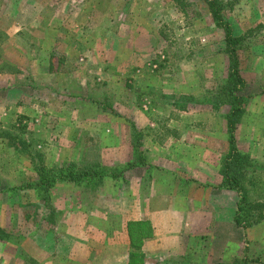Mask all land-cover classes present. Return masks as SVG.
Returning <instances> with one entry per match:
<instances>
[{"label": "rangeland", "instance_id": "obj_1", "mask_svg": "<svg viewBox=\"0 0 264 264\" xmlns=\"http://www.w3.org/2000/svg\"><path fill=\"white\" fill-rule=\"evenodd\" d=\"M223 17L242 37L245 90L257 92L264 0L227 3ZM224 46L204 0H0V264L264 261V221L237 226L238 194L220 185L228 107L213 100L227 77ZM245 110L234 135L253 163L244 184L256 200L264 197V95ZM62 167L103 176L57 182L45 202L11 188ZM153 182L159 198L148 196ZM146 202L158 210L135 220ZM153 215L170 235L145 248ZM183 219L195 236L178 231ZM140 222L151 235L141 238ZM119 251L122 261H111Z\"/></svg>", "mask_w": 264, "mask_h": 264}, {"label": "trees", "instance_id": "obj_2", "mask_svg": "<svg viewBox=\"0 0 264 264\" xmlns=\"http://www.w3.org/2000/svg\"><path fill=\"white\" fill-rule=\"evenodd\" d=\"M207 4L208 13L213 20L214 26L220 28L224 33V53L228 60L227 77L221 86L220 99L213 100V107L220 104L226 105L227 110L224 114L225 125L227 132V150L220 159V173L222 175L221 187L225 189H232L238 194L236 202V209L234 214V222L237 226L243 229L258 225L264 221V197L261 199L251 200L248 195V189L245 187V175L249 171H254L253 163L249 156L238 150L235 141V128L240 119L245 113V106L254 96L264 95V84L260 86L257 92H247L246 81L240 71L239 48L241 45V38L233 33L232 27L223 17V8L227 3L232 4L238 0H204ZM71 166L70 164H67ZM130 164L128 166H132ZM127 166V167H128ZM126 167L121 169V172L126 170ZM111 177H116L118 173L109 174ZM103 173L97 170L81 169L74 170L73 168L62 167L56 169L48 178H42L34 181H25L23 184L11 188L28 189L37 192L38 197L47 198V191L57 182L71 181L74 184L88 183L95 181L94 179ZM47 201H49L47 199ZM52 208V207H51ZM140 236L144 238L151 235V230L148 229L147 222H140ZM180 258V257H179ZM182 259V258H181ZM173 262H178V258H170ZM183 261V260H182ZM241 264H264V261L259 257L244 256L241 259ZM160 263H166L164 260ZM185 263V262H183Z\"/></svg>", "mask_w": 264, "mask_h": 264}, {"label": "crops", "instance_id": "obj_3", "mask_svg": "<svg viewBox=\"0 0 264 264\" xmlns=\"http://www.w3.org/2000/svg\"><path fill=\"white\" fill-rule=\"evenodd\" d=\"M114 56V55H113ZM112 56V53H111V55H110V60L111 59H114V57ZM190 160V159H189ZM192 163L194 164V162L192 161ZM192 163H190L189 162V165H188V167H187V169H190V167L189 166H192L191 164ZM192 169V168H191ZM175 171L177 172V173H180V172H183L184 171V169L183 168H181V167H179V169L178 168H176L175 169ZM190 171V170H189ZM192 171V170H191ZM126 173V172H125ZM126 177V176H125ZM143 181L141 182V184H140V190H141V195H143L144 197H147V196H145V192H144V189H143ZM153 185H152V187L150 188V194L148 195V196H150L151 198H159L160 197V195H159V184L158 183H152ZM186 194H188V193H185V194H182V196L184 197ZM187 196H190V195H187ZM147 199H149V198H147ZM147 199H146V201H147ZM157 203V202H156ZM153 204V203H152ZM183 205H184V207H185V202H183ZM157 206H159V207H163L164 205H157ZM165 208H166V206H165ZM167 209V208H166ZM234 209H236V207L234 208ZM158 209H157V207L155 206V205H151V206H149L148 205V202H146L141 208H140V214H141V216H139L138 218H135V220L136 219H139V220H141L142 218H144L145 217V215L144 214H146V213H148V212H150V213H153V212H155V211H157ZM160 210L162 211V212H165V209H163V208H160ZM234 214H235V210H234ZM234 214H233V220H234ZM143 215V216H142ZM163 216H165V214L163 213ZM159 218L158 217H155V215H153V217H152V225H153V236H152V238L151 239H146L145 241H144V247L146 248V247H149V248H151V247H153L154 245H162V237H164V236H168V235H170V234H166V233H163L164 232V226H165V223L163 224V226H162V228H160L159 226H158V224H157V220H158ZM191 220V219H190ZM175 227L176 226H173V233L171 234V237L174 239L173 240V242L176 240L175 238H176V230H175ZM178 231H181V232H188V235H192V237L193 236H195V232H197V231H195L196 230V228L192 225V224H190L189 222L187 223V221H185L184 219L181 221V226L180 225H178ZM181 227H182V229H181ZM188 227V228H187ZM190 229V230H189ZM178 235V234H177ZM183 235H186V234H183ZM187 237V236H186ZM114 238V237H113ZM172 242V243H173ZM171 243V244H172ZM108 246V245H107ZM113 247H115L116 249L119 247V244H114V245H112V246H110L109 248H113ZM122 247V246H121ZM120 248V247H119ZM77 254V253H76ZM78 255V254H77ZM96 255H98V254H95V256ZM72 256H73V254H72ZM74 260H79L80 258H79V256H76V255H74V257H72ZM109 259L111 260V261H117V260H119V261H122V254H121V251H119V252H117V253H113V254H111V256L109 257ZM125 261V260H124Z\"/></svg>", "mask_w": 264, "mask_h": 264}]
</instances>
